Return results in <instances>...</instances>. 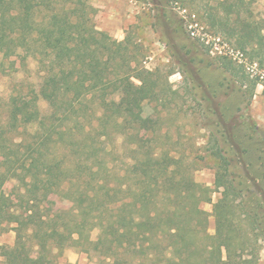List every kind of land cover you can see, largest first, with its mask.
I'll use <instances>...</instances> for the list:
<instances>
[{"label":"trees","instance_id":"obj_1","mask_svg":"<svg viewBox=\"0 0 264 264\" xmlns=\"http://www.w3.org/2000/svg\"><path fill=\"white\" fill-rule=\"evenodd\" d=\"M253 1L219 0L211 26L264 70V18L254 16ZM94 11L89 0H0L3 58L31 53L44 73L39 92L0 100V225L16 232L14 244L4 246L5 263L56 264L67 246L87 252L89 245L112 264H259L264 163L250 162L239 124L228 123L225 113L211 120L216 130L206 147L218 160L214 233L201 207L213 190L195 179L200 156L194 152L174 155L135 140L133 162L124 161L122 174L109 165V128L123 129L125 141L131 137L134 126L149 119L143 103L158 95L159 85L153 72L137 65L129 38L93 24ZM220 64L236 79L242 72L254 96L258 82L242 64L227 56ZM129 74L141 84L124 87L118 101L109 99L113 82ZM251 130L264 144V129L254 124ZM52 195L71 207L43 213ZM95 228L97 239L91 237ZM52 232L65 238L57 251Z\"/></svg>","mask_w":264,"mask_h":264},{"label":"rangeland","instance_id":"obj_2","mask_svg":"<svg viewBox=\"0 0 264 264\" xmlns=\"http://www.w3.org/2000/svg\"><path fill=\"white\" fill-rule=\"evenodd\" d=\"M89 2L95 8L93 24L119 40L129 38L137 65L153 72L159 85L158 95L143 103L142 116L150 120L140 121L135 125L131 130V137H126L125 141L123 129L120 131L117 127L109 128L111 137L106 143L108 148H114V154L108 156L109 165L122 174V169L126 168L124 161L133 162L131 148L136 147L133 143L135 140L146 142L155 148H170L174 155L184 150L194 152L200 156V160L195 162L197 167L194 177L213 190L212 201L202 202L201 207L209 213V231L214 233L213 202L220 191L214 184L218 160L206 150L211 131L216 130L215 124L211 127V120L217 121V112H223L229 118L228 123L239 124L236 126L240 129L238 133L245 146L250 148L247 156L250 162L252 160L258 165L264 163V144L256 143L263 139L257 138L251 130L254 124L264 129V70L258 64L254 65L248 55L239 50L227 35L217 32L211 26V12H216L214 8L219 0ZM251 8L257 19L264 18V0H254ZM223 56L232 58L235 64H242L245 75L250 80H257L253 97L248 94L247 79L241 80L242 72L236 79L232 69L221 67ZM2 59L1 101L9 100L13 94L30 95L34 91H40L44 73L37 57L28 53L23 59L19 54L3 58L0 53V62ZM251 64L256 69L252 70ZM140 84L135 75L122 76L113 82L114 92L109 99L118 101L124 87ZM38 105L42 111H49V103L42 97L38 98ZM249 132L252 139L246 141L245 136ZM259 171L264 172L263 165ZM13 184L7 187V192L13 190ZM43 206V213L54 215L62 209L70 208L71 202L52 195L51 200ZM56 234L52 232L50 240L56 247L55 251L59 244H66L63 235ZM98 235L99 229L95 228L91 237L97 239ZM15 238V231H4L0 225V264H6L2 256L4 246H12ZM87 247L89 250L85 253L89 262L112 264L105 255L89 245ZM69 249L80 250L70 245L64 248L63 253Z\"/></svg>","mask_w":264,"mask_h":264},{"label":"crops","instance_id":"obj_3","mask_svg":"<svg viewBox=\"0 0 264 264\" xmlns=\"http://www.w3.org/2000/svg\"><path fill=\"white\" fill-rule=\"evenodd\" d=\"M87 253L81 250L69 249L61 257L56 264H95L89 262ZM259 264H264V249L261 252V258Z\"/></svg>","mask_w":264,"mask_h":264},{"label":"built area","instance_id":"obj_4","mask_svg":"<svg viewBox=\"0 0 264 264\" xmlns=\"http://www.w3.org/2000/svg\"><path fill=\"white\" fill-rule=\"evenodd\" d=\"M253 64L257 66L258 63H257V62H254ZM253 64H251V66H252V70L256 69V67H254ZM248 69L251 70V67H248ZM263 73H264V72H263ZM262 77H263V75H262Z\"/></svg>","mask_w":264,"mask_h":264}]
</instances>
